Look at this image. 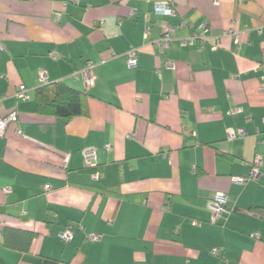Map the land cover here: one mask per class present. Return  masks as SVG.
<instances>
[{"label": "crops", "instance_id": "obj_1", "mask_svg": "<svg viewBox=\"0 0 264 264\" xmlns=\"http://www.w3.org/2000/svg\"><path fill=\"white\" fill-rule=\"evenodd\" d=\"M163 1L0 0V116L16 115L0 137L5 264H264V0H174L172 14ZM199 23L206 39L182 46ZM60 81L88 94L86 115L37 112L36 89ZM255 157L259 178L234 182Z\"/></svg>", "mask_w": 264, "mask_h": 264}, {"label": "built area", "instance_id": "obj_2", "mask_svg": "<svg viewBox=\"0 0 264 264\" xmlns=\"http://www.w3.org/2000/svg\"><path fill=\"white\" fill-rule=\"evenodd\" d=\"M214 3L217 0H212ZM241 1V0H239ZM174 0H165L156 4V12L163 13V14H172L174 13ZM59 13H56V18H59ZM205 23H199L197 26V30L191 32L188 36L180 38L179 42L182 46H192L196 42L201 43L202 40H205L206 37H202L198 31L205 30L206 28ZM260 31V29H258ZM174 34V27L170 24H164L162 30V36L156 40L160 49L167 48L172 40V36ZM224 35H232L235 38L236 42H239L240 32L235 29H227L223 32ZM212 49H216L219 46L218 41H213L210 43ZM56 54H52L51 56L54 57ZM127 64L129 67H132L136 64V49H130L127 52ZM93 68L94 64L90 61L86 62L84 67L79 71L81 77L84 80L85 85H90L93 81ZM39 79L45 83L46 82V75L44 72H40ZM260 79L262 80L260 89L264 90V75H260ZM28 89L24 84H20L16 91V97L20 99H26L28 97L27 91ZM239 110L237 108H233L229 111V114H235ZM16 115L15 113H10L5 117L0 116V137L4 135L6 127L9 122L15 121ZM239 134H242V130L240 129ZM17 134H21L19 130H16ZM228 137L233 138L236 136V132L232 129L228 130ZM106 149H110V146L107 144L105 145ZM84 163L86 167H93L96 163V152L93 149L86 150L83 153ZM262 164V160L259 157H255L253 160V164L251 170L248 175L246 176H236L233 178V181L239 184H243L247 180H257L260 176V166ZM3 191L5 193L9 192L8 187H3ZM226 203H227V196L224 192H217L215 193L209 202V209L211 211L210 221L215 223L221 217V215L226 211ZM199 224L198 221L195 222ZM71 227H68L66 230L59 234V238L63 242H69L72 239V231Z\"/></svg>", "mask_w": 264, "mask_h": 264}, {"label": "trees", "instance_id": "obj_3", "mask_svg": "<svg viewBox=\"0 0 264 264\" xmlns=\"http://www.w3.org/2000/svg\"><path fill=\"white\" fill-rule=\"evenodd\" d=\"M35 103L37 112L41 115L69 119L88 113V94L61 81L38 87L35 91ZM5 234L6 230L4 236ZM5 245L9 246L10 243L5 241ZM58 263V260L49 257L41 260V264ZM0 264L5 263L0 259Z\"/></svg>", "mask_w": 264, "mask_h": 264}]
</instances>
